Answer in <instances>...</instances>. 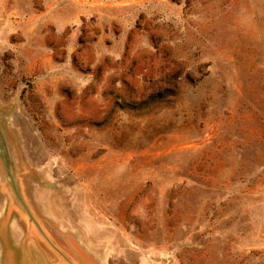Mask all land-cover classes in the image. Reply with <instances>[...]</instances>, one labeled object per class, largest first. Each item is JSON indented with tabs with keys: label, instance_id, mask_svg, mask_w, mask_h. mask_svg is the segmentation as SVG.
Here are the masks:
<instances>
[{
	"label": "rangeland",
	"instance_id": "374dc122",
	"mask_svg": "<svg viewBox=\"0 0 264 264\" xmlns=\"http://www.w3.org/2000/svg\"><path fill=\"white\" fill-rule=\"evenodd\" d=\"M0 264H264V0H0Z\"/></svg>",
	"mask_w": 264,
	"mask_h": 264
},
{
	"label": "water",
	"instance_id": "95a60500",
	"mask_svg": "<svg viewBox=\"0 0 264 264\" xmlns=\"http://www.w3.org/2000/svg\"><path fill=\"white\" fill-rule=\"evenodd\" d=\"M0 155L3 159V163H4V168H5V172L7 175V179L11 184V187L16 195V197L18 198V200L20 201V203L22 204V206L24 207L25 211L27 212L29 218L36 224V226L39 228V230L42 232L43 236L47 238V236L44 234L43 230L41 229V227L39 226L38 222L36 221V219L34 218V216L32 215V213L30 212L29 208L27 207V205L25 204V202L23 201L21 195L19 194L17 187H16V183H15V179L11 170V158H10V153H9V148H8V143L4 137L2 128L0 126Z\"/></svg>",
	"mask_w": 264,
	"mask_h": 264
}]
</instances>
